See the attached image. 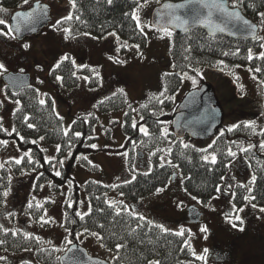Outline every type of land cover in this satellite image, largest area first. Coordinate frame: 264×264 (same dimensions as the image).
<instances>
[{
	"label": "trees",
	"instance_id": "obj_1",
	"mask_svg": "<svg viewBox=\"0 0 264 264\" xmlns=\"http://www.w3.org/2000/svg\"><path fill=\"white\" fill-rule=\"evenodd\" d=\"M166 1L183 0H112L111 4L108 0H75L72 19L64 18L57 26L69 29L71 36L87 34L102 37L113 32L121 41L144 48L148 39L137 26L133 13L137 15V9L140 11L148 6L154 8ZM22 3L24 0H0V7L14 9ZM228 5L239 9L248 19L257 23L260 31L264 28V23H261L264 0H228ZM162 31L171 32L169 57L173 71L162 73L161 90L149 92L143 101L134 103H130L127 93L120 90L96 101L88 113L76 116L68 129L57 114L55 101L50 94H45L41 100L35 87L17 95L4 87V94L15 103V108L9 121L0 116V209L5 206L16 178L34 176L33 193L45 190L65 192L63 223L68 246L81 242L83 238L95 237L98 246L108 255H113L111 264H149V261L156 260L160 264H190L197 260L186 233L177 236L176 232L166 233L155 226L159 224H148V219L138 220L137 215L123 203L111 202L109 193L116 192L127 201L136 203L155 194L157 189L166 188L177 172L184 178L183 189L191 197H196L202 203L216 197L232 159L229 154L234 145L231 138H234L233 141L239 140L237 144L241 146L243 140L239 138L253 134L249 132L248 126L242 124L230 133L225 130L220 137L211 141L207 149L184 144V140L189 138H177L172 128V110L176 105L174 98L183 81L181 74L195 76L197 69L209 66L224 70L234 78L238 67H246L264 85V59L260 58L261 53H264V47H261L264 40L258 36L249 41H237L221 35L210 36L202 29H192L186 33L169 29ZM66 57L68 59L63 58L59 67L53 68L52 76L62 77L60 81L64 86L76 88L80 83L77 73L90 68L76 67L71 57ZM2 104L0 98V115ZM122 109H125V143L118 149L106 151L112 156H125L131 165L135 151L142 149L143 154L149 156L150 170L134 172L135 179L129 180L131 183L114 186H106L95 180H78V168L101 171L88 159L89 155L101 150L95 135L99 123L98 112ZM29 124L34 127L29 128ZM142 127L148 129L149 135H144L140 130ZM260 139L264 144V130L260 133ZM50 147H56V151L54 158L51 156L49 159ZM244 154L256 176L255 183L250 184L251 196H255L256 203L264 206V155L254 148L246 149ZM205 156H215L216 163L205 160ZM16 160H21V163L17 164ZM247 189L245 185L235 189V203L239 207L246 202L244 197L247 196ZM50 203V199L39 203L35 197L28 201L24 215L31 220H27L26 229L34 228L35 223L43 219ZM110 204L115 205V208L109 207ZM117 210L120 215L116 214ZM78 212L90 215H84L81 220L76 215ZM15 220L13 217V228L8 230L0 224V264L7 262L9 253L25 250L34 251L33 257L42 264H60V257L54 255L53 249L44 247L32 230L28 234L18 228ZM93 232L103 239L93 236ZM118 244L126 247L118 250Z\"/></svg>",
	"mask_w": 264,
	"mask_h": 264
},
{
	"label": "rangeland",
	"instance_id": "obj_2",
	"mask_svg": "<svg viewBox=\"0 0 264 264\" xmlns=\"http://www.w3.org/2000/svg\"><path fill=\"white\" fill-rule=\"evenodd\" d=\"M42 1L51 7L52 22L37 36L24 40H17L13 33L0 35V64L7 71L0 72V98L2 99L1 117L9 121L15 108V103L4 94L5 84L2 76L7 72L29 74L31 86L35 87L41 100L45 94H50L55 101L56 112L64 120L68 129L71 122L79 114L88 113L96 101L107 98L123 90L127 93L130 103L143 101L149 92L161 90L162 73L173 71L169 57L170 35L168 32L151 27L150 18L153 9L144 7L137 12L140 26L148 39L144 48L134 47V43L121 41L115 34H106L102 37L81 34L71 36L69 32L58 28V21L71 16L73 5L70 0H28L17 8H5L0 12V19L7 25L13 14L18 10L30 8L35 2ZM0 32H8L6 25H0ZM113 33V32H111ZM259 36L264 40V28L259 31ZM25 45H28L26 48ZM126 45V46H125ZM70 56L76 67L84 69L77 73L80 83L76 88L64 86L57 77L52 76V70L64 57ZM182 85L175 94L174 110L183 97L191 90L203 84L211 85L216 96L218 106L223 112V120L218 132L229 133L239 125H249L252 136L239 138L242 145L231 138L232 156L229 170L222 184L219 186L218 195L202 203L193 199L185 192L182 186L183 177L177 174L174 181H170L166 188L158 194H152L145 199L131 203L118 193H109L111 202L123 203L127 209L139 216H143L153 223L163 225L169 231L186 233L197 260L190 264H264V206L254 200L246 201L241 207L235 203V189L240 185L248 187L247 196L253 176L248 158L244 152L254 148L264 155V148L260 133L264 130V85L257 75L246 67H238L234 78L219 68L202 66L196 75L183 73ZM195 80L194 84L192 81ZM92 84V85H91ZM136 108V107H134ZM172 110V112H174ZM125 109L109 112H98L99 123L95 129L100 151L88 156V159L100 168L95 172L87 168H78V180H95L106 186L126 183L133 178L134 172H147L151 168L149 156L145 153L140 158L138 154L142 149L135 151L134 158L129 165L125 156H112L108 150L122 147L126 140L124 132ZM218 134V135H219ZM242 136V135H241ZM213 140L185 139L184 144L193 145L199 149H207ZM48 158H54L56 147H50ZM212 157L208 159L211 161ZM34 176L18 177L14 180L6 204L0 209V224L5 230L13 228L12 218L16 226L26 233L38 235L44 247L53 249L54 255L61 257L69 248L64 230L65 192L53 193L45 190L33 193ZM234 194V195H233ZM35 197L39 203L50 199L42 220H38L34 228L26 229L27 220L24 211L28 201ZM236 209L243 208L238 215L243 219V225L236 228L228 222L226 216ZM255 205V207H253ZM190 206H197L202 213L203 221L199 224L185 220V212ZM202 227H207V233L201 232ZM243 227V231L239 230ZM97 239L83 238L80 245L86 248L93 257L112 261L113 255L105 252L97 244ZM74 244V243H73ZM72 245V244H71ZM232 246L237 262L226 260L219 253L222 248ZM34 251L25 250L18 253H9L5 264H42L35 260ZM199 257H203L202 259ZM228 264V263H226Z\"/></svg>",
	"mask_w": 264,
	"mask_h": 264
},
{
	"label": "water",
	"instance_id": "obj_3",
	"mask_svg": "<svg viewBox=\"0 0 264 264\" xmlns=\"http://www.w3.org/2000/svg\"><path fill=\"white\" fill-rule=\"evenodd\" d=\"M189 0L179 2L166 1L155 7L150 18V25L154 29H169L176 33H186L192 29H202L210 36H225L237 41H249L258 37L259 25L248 19L239 9L230 8L228 0H220L224 12L213 9L212 20L214 23L224 27L219 31L213 27H205L197 18L196 9L199 6L190 5L188 8L166 9L165 5L188 4ZM39 5V8L37 7ZM17 13L32 14L35 17L34 23L29 26L21 24V31L14 33L17 40L21 41L29 37L37 36L44 28L52 22L51 7L42 1L35 2L29 9L16 11L10 20V26L15 29L17 26ZM226 13H232L231 16ZM200 18L207 15V9H199ZM181 17L176 20L175 17ZM187 20V24L183 23ZM247 21L248 24H245ZM35 30H30L31 28ZM5 86L9 91L17 95L31 87V77L26 73L8 72L2 77ZM223 112L218 106L216 96L211 85L203 84L201 87L188 92L181 102L176 106L172 117V128L179 139L189 138L194 140H210L221 126ZM143 153H139L141 158ZM177 177L173 174L172 181ZM189 220L192 223L201 221L202 213L197 206L188 208ZM110 264L108 261L93 257L88 250L79 243H74L60 257V264Z\"/></svg>",
	"mask_w": 264,
	"mask_h": 264
},
{
	"label": "snow or ice",
	"instance_id": "obj_4",
	"mask_svg": "<svg viewBox=\"0 0 264 264\" xmlns=\"http://www.w3.org/2000/svg\"><path fill=\"white\" fill-rule=\"evenodd\" d=\"M112 0H108V3L111 4ZM28 0H24V4H27ZM70 3L73 5V7L75 6V0H70ZM190 5H195V6H199V8L196 9V14H197V18L199 19V22L204 25L205 27H213L215 29H218L219 31H224V27H222L220 24L214 23V21L212 20V15H213V9L216 10H220L222 12H224V8L222 3L220 2V0H189L188 4H181V5H165L166 9H180V8H188ZM236 5H234L235 7ZM37 7L39 8V5H37ZM199 9H207V15L204 18H200V14H199ZM6 11V9L0 8V12H4ZM137 11H139V9H137ZM226 15L231 16L232 13H226ZM15 19H17V26L15 29H13L10 25L6 24V21L4 19H0V25H6V27H8V32H0V35H9V33H13V37L15 38L14 33H18L21 31V24H23L24 26H29L30 24L34 23L35 17L32 14H25V13H17ZM65 19H72L71 16L66 17ZM133 19L136 20L137 22V26L140 27L141 32H143V27L140 26V19L139 16L136 15L135 13H133ZM176 20H180L181 17L176 16L175 17ZM58 24L60 23L59 21L57 22ZM183 23L187 24V20H184ZM245 24H248L247 21H244ZM261 23H264V13H261ZM30 30H35V28H31ZM167 31V29H165ZM65 32H70L69 29H64ZM87 35V34H86ZM110 35H115V33H110ZM169 35H171V32H169ZM126 46V45H125ZM25 47L27 48L28 45H25ZM134 47H136L137 49L139 48V45H134ZM261 47H264V44L261 45ZM228 53H225V55H227ZM249 58H252V54H251V50H249ZM261 59H264V53H261L260 55ZM65 60L68 59V57H64ZM57 67H59V65H57ZM0 70L3 71H7V69H5L3 64H0ZM195 71V70H194ZM257 71H259V69H257ZM57 79L62 80V77H57ZM194 84L196 83L195 80L192 81ZM167 89L165 88V91ZM161 103H163V101H160ZM133 127H136L135 124L132 125ZM248 127H252L251 124L247 125ZM29 128H33L34 125L29 124L28 125ZM144 135H149L148 129L146 127H142L140 129ZM65 135H67V132H65ZM76 135H80L79 133H77ZM93 147H95V145H93ZM187 147V145H186ZM262 148H264V144L261 145ZM57 149H59V145L57 146ZM229 154L235 156L236 154L231 152V150H229ZM205 160H208V157L205 156L204 157ZM16 163L19 164L21 163V160H16ZM211 163L215 164L216 163V157L212 156L211 158ZM57 175H59V173L57 172ZM133 179H135V177H133ZM256 180V176L253 175L252 176V180L251 183H255ZM132 181H127L126 183H131ZM219 190V189H217ZM163 191V189H157L156 193L158 194L159 192ZM249 191H251V189H249ZM5 195H7V193H5ZM234 195V194H233ZM193 199H196V197H193ZM255 196H245L244 200L246 201H250V200H254ZM29 207H31V205H29ZM109 207L115 208V205L110 204ZM253 207H255V205H253ZM233 211L231 213H229L226 216V219L228 220L229 223L232 224V227L236 228L238 226L237 222L239 223V225H243L244 221L243 219L238 215L239 212L243 211V208L240 209H236L235 205L233 204L232 206ZM260 211L264 212V208H261ZM117 215H120L119 210H117ZM77 216L80 217L81 220L84 219V215H90V213H85V214H81V213H76ZM135 215V214H134ZM137 219L138 220H145L146 218L143 216H139L137 215ZM148 224H152L151 221H147ZM156 227L160 228L162 231L164 232H169L168 229L164 228L163 225H155ZM101 227H103V225H101ZM240 231H243V227H239ZM85 231L87 232L88 229L85 228ZM201 232H205L207 233L208 229L207 227H202L200 229ZM184 232L183 230L176 232L175 235L177 236H183ZM93 236H97L99 239H103V237H100L98 233L93 232L92 233ZM71 243V242H69ZM103 247V245H101ZM185 246H189V245H185ZM117 249L119 250L120 248H124L126 247V245L123 244H118ZM199 258H203V257H199ZM117 259H119V257H117ZM73 264H75V262H73ZM149 264H160V262L158 260L156 261H149Z\"/></svg>",
	"mask_w": 264,
	"mask_h": 264
},
{
	"label": "flooded vegetation",
	"instance_id": "obj_5",
	"mask_svg": "<svg viewBox=\"0 0 264 264\" xmlns=\"http://www.w3.org/2000/svg\"><path fill=\"white\" fill-rule=\"evenodd\" d=\"M29 9V8H28ZM26 10V9H25ZM219 132H218V130H217V133H216V135L214 136V140L215 139H217L218 137H220L221 135H222V133H220L219 135ZM131 212V211H130ZM133 213V212H132ZM135 214V213H134ZM135 215H137V214H135ZM188 220V222H190V220H189V213H188V209L186 210V212H185V220ZM203 221V218H201V221L200 222H198V223H196V224H199V223H201ZM191 223V222H190ZM219 253L222 255V257L224 258V259H226V260H230V261H232V262H237L236 260H237V258H236V255H235V253H234V249H233V247L232 246H227V247H224V248H222V250H220L219 251ZM111 263V262H110ZM225 264L226 263H228L229 264V262H224Z\"/></svg>",
	"mask_w": 264,
	"mask_h": 264
}]
</instances>
